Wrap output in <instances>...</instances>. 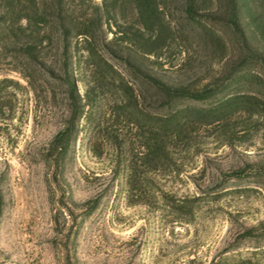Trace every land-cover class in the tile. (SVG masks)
Returning <instances> with one entry per match:
<instances>
[{"label":"trees","instance_id":"obj_1","mask_svg":"<svg viewBox=\"0 0 264 264\" xmlns=\"http://www.w3.org/2000/svg\"><path fill=\"white\" fill-rule=\"evenodd\" d=\"M215 61H224L217 76ZM0 68V117L12 116L19 89L32 93L34 120L41 109L54 118L44 153L54 173L88 126L93 154L105 142L111 170L138 191L129 203H145L149 172H179L177 147L198 152L196 128L220 123L217 139L231 145L237 112L264 113V0H0ZM176 208L190 220V204ZM262 239L264 220L241 222L212 264H259ZM247 242L255 249L242 257Z\"/></svg>","mask_w":264,"mask_h":264},{"label":"rangeland","instance_id":"obj_2","mask_svg":"<svg viewBox=\"0 0 264 264\" xmlns=\"http://www.w3.org/2000/svg\"><path fill=\"white\" fill-rule=\"evenodd\" d=\"M223 62H213L210 74L219 75ZM13 92L12 116L0 117V264H212L228 254L239 223L264 220V113L237 112L231 145L217 139L220 123L196 128L198 152L177 147L179 172H149V200L131 204L138 191L125 187L122 169L111 170L105 142L93 154L88 126L73 160L54 173L44 156L54 118L41 109L34 120L31 91ZM241 167L239 180L220 187L221 175ZM182 203L193 208L188 221L174 214ZM254 249L245 243L242 257ZM254 259L264 264V252Z\"/></svg>","mask_w":264,"mask_h":264}]
</instances>
